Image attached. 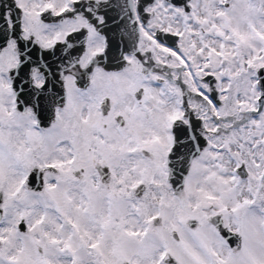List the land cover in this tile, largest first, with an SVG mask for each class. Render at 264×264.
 <instances>
[{"label": "snow or ice", "instance_id": "snow-or-ice-1", "mask_svg": "<svg viewBox=\"0 0 264 264\" xmlns=\"http://www.w3.org/2000/svg\"><path fill=\"white\" fill-rule=\"evenodd\" d=\"M0 264H264V0H0Z\"/></svg>", "mask_w": 264, "mask_h": 264}]
</instances>
